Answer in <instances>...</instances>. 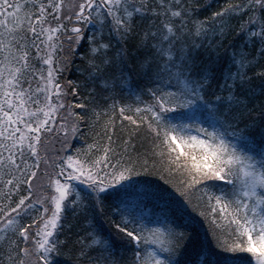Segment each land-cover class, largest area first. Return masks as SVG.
Returning a JSON list of instances; mask_svg holds the SVG:
<instances>
[{
  "label": "snow or ice",
  "instance_id": "6c2138e0",
  "mask_svg": "<svg viewBox=\"0 0 264 264\" xmlns=\"http://www.w3.org/2000/svg\"><path fill=\"white\" fill-rule=\"evenodd\" d=\"M213 3L0 0V264H264V0Z\"/></svg>",
  "mask_w": 264,
  "mask_h": 264
},
{
  "label": "trees",
  "instance_id": "16d2710c",
  "mask_svg": "<svg viewBox=\"0 0 264 264\" xmlns=\"http://www.w3.org/2000/svg\"><path fill=\"white\" fill-rule=\"evenodd\" d=\"M195 2V0H193ZM200 3H205L207 0H199ZM230 2V0H220L219 4L213 3V9L222 6L223 3ZM206 13H202L201 15H205ZM227 41H225L226 43ZM75 67V65H74ZM252 71H256V69H252ZM78 73L73 72L69 75V79L73 78ZM132 89H136V85H130ZM88 89H94L93 91H88ZM115 95H112V93ZM81 95L85 98L83 100H79L81 103H89L90 107H94L95 111L92 113V120L96 122V131L100 132L102 135L105 131L104 125L106 122H109L108 126L112 127L111 121L115 120V131L117 136L114 138H118L120 136V129L122 126L121 117L119 116L118 108L120 104H130L135 106V98L129 95V87H116L115 89L109 90L105 89L100 85L99 80L95 83H89L87 85V89H85ZM79 99V98H78ZM142 100L147 101V97H141ZM116 104V109L112 108L113 103ZM98 106V107H95ZM116 110V115L113 116V111ZM131 113H126V115H130ZM123 126L125 128L130 127L129 122L123 121ZM95 138V137H94ZM98 143H103L104 141L95 138ZM141 140L143 142V148H138L137 150L141 153L142 161H147V167L151 169V171L155 172L156 175L148 176L147 178L153 180L164 187L168 188L170 191H175L173 185L180 187L184 180V176L179 172H170L168 170L167 161L161 159L159 156H153L151 154V145L150 141L144 138L143 130H141ZM89 142H92L89 140ZM147 151L148 155H143V153ZM162 177V178H161ZM179 195V193H177ZM200 192L190 193V201L191 205L195 206L197 204L198 199L200 198ZM191 210V209H190ZM202 209H197L200 211ZM194 215L196 213H193ZM199 218V217H198ZM202 219V218H200ZM203 228L201 231L203 232ZM83 235V234H81Z\"/></svg>",
  "mask_w": 264,
  "mask_h": 264
}]
</instances>
